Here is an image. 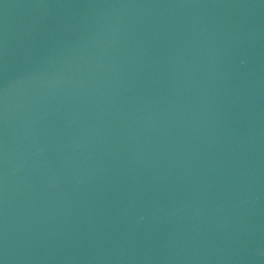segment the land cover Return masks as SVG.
Segmentation results:
<instances>
[{"label":"water","instance_id":"water-1","mask_svg":"<svg viewBox=\"0 0 264 264\" xmlns=\"http://www.w3.org/2000/svg\"><path fill=\"white\" fill-rule=\"evenodd\" d=\"M0 264H264V0H0Z\"/></svg>","mask_w":264,"mask_h":264}]
</instances>
